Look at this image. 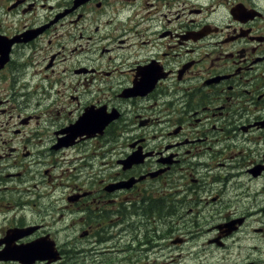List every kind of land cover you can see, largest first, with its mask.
Masks as SVG:
<instances>
[{
  "label": "flooded vegetation",
  "instance_id": "af4514ba",
  "mask_svg": "<svg viewBox=\"0 0 264 264\" xmlns=\"http://www.w3.org/2000/svg\"><path fill=\"white\" fill-rule=\"evenodd\" d=\"M207 203L264 237V0H0V239L114 264Z\"/></svg>",
  "mask_w": 264,
  "mask_h": 264
},
{
  "label": "rangeland",
  "instance_id": "374dc122",
  "mask_svg": "<svg viewBox=\"0 0 264 264\" xmlns=\"http://www.w3.org/2000/svg\"><path fill=\"white\" fill-rule=\"evenodd\" d=\"M231 191L226 192L223 195V198L225 200L229 199V196L231 195ZM251 195V194H250ZM245 202H253L252 198L249 196L248 199H244ZM219 205L218 203H207L202 208L201 216L199 221L201 232H199L198 236H196L194 233L193 238L191 241H189L186 244H183L181 248H177L175 252L172 253H162L159 252L158 255H161L162 258L170 259L173 255V258L175 260H171V262H174L173 264H209L207 262V259L209 258L208 255L211 256L214 264H246V262L249 259H255L259 258L261 260L260 264H264V237L259 236L255 238H241L238 240V238L229 239L228 246L226 247H220L216 248L213 246H210L208 243L203 242L204 238L206 237V234H209L208 229L212 227V223L214 222L213 218L219 217ZM237 206V205H236ZM263 215V213L258 214L257 218L260 219V217ZM205 218V220L203 219ZM185 222L186 226L190 230H195L193 224L186 223L185 220H182ZM209 223V224H206ZM256 225V222H253L252 225L247 227L246 232L250 234L256 235V233L253 231V226ZM211 233V232H210ZM88 240L79 239L76 241V243L80 246L81 244L87 243ZM255 245H258V252H255ZM257 248V247H256ZM142 249H139V244L133 249L130 250V248H123L119 250V252L115 253H107L106 257L107 259H110L114 264H148L145 262V260L148 258L147 256L144 257V253H152L153 249L148 250L147 252L140 251ZM189 251H200L197 256H195V259L191 260L188 257L193 256L194 253H189ZM75 252V251H74ZM81 253V252H80ZM77 253L74 255H71L69 257V264H85V259L82 255V253ZM181 254V256H179ZM150 264H159L154 259H149Z\"/></svg>",
  "mask_w": 264,
  "mask_h": 264
},
{
  "label": "water",
  "instance_id": "95a60500",
  "mask_svg": "<svg viewBox=\"0 0 264 264\" xmlns=\"http://www.w3.org/2000/svg\"><path fill=\"white\" fill-rule=\"evenodd\" d=\"M47 254L48 255H54V254H51V253H49V252H47ZM37 258H40V259H45V258H47V256L46 255H37V256H35V257H32V258H29V259H27V261L28 262H33V261H35ZM52 258H57L56 256H54V257H52Z\"/></svg>",
  "mask_w": 264,
  "mask_h": 264
},
{
  "label": "snow or ice",
  "instance_id": "6c2138e0",
  "mask_svg": "<svg viewBox=\"0 0 264 264\" xmlns=\"http://www.w3.org/2000/svg\"><path fill=\"white\" fill-rule=\"evenodd\" d=\"M0 243H2V242H0Z\"/></svg>",
  "mask_w": 264,
  "mask_h": 264
}]
</instances>
